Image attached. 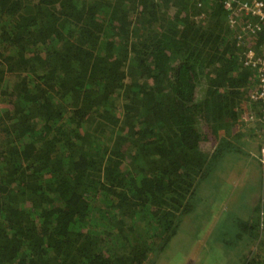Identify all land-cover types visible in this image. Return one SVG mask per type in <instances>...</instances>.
I'll return each instance as SVG.
<instances>
[{
    "label": "trees",
    "instance_id": "1",
    "mask_svg": "<svg viewBox=\"0 0 264 264\" xmlns=\"http://www.w3.org/2000/svg\"><path fill=\"white\" fill-rule=\"evenodd\" d=\"M223 2L0 0V264H155L198 192L241 210L218 258L264 264V30Z\"/></svg>",
    "mask_w": 264,
    "mask_h": 264
},
{
    "label": "rangeland",
    "instance_id": "2",
    "mask_svg": "<svg viewBox=\"0 0 264 264\" xmlns=\"http://www.w3.org/2000/svg\"><path fill=\"white\" fill-rule=\"evenodd\" d=\"M260 112H262L261 109H259V111L256 109H250L246 116V121H257V123L262 121V124L260 123V125L255 127L261 136L258 134H253L258 138L256 143H253L250 146V148H252L253 154L257 152L256 148L264 141V114L262 115ZM248 127L250 126H245L243 130L247 131ZM261 145L263 146L264 143ZM260 155L261 157H259V162L264 164V148L260 151ZM255 157H257V155ZM232 160L234 161L235 158H232ZM255 170L257 171V169L254 167L249 169V172L247 171V174L244 175V180H246L251 172H256ZM251 175L252 176H249L251 179L256 177V173H252ZM235 182H233V185H240ZM225 187L232 190L233 188L236 189V187ZM257 187V185H247L240 189V194L243 195V197L241 196L242 198L240 200L243 202L245 200L247 203H258L262 195L260 191H258ZM204 192L206 191L204 190ZM198 195H202V197L200 198ZM204 196L205 194L203 195V193L198 192L192 199L193 202L190 203L193 207L191 212L192 216L189 215V219L183 218L181 220L178 232L166 247L167 256H163L164 253L160 257L159 255L155 256V253H149L150 262H154L155 264H225L218 258V255H222V248L220 249L219 245L222 241L221 239L223 234H225L227 231H230V237H233L234 230L236 229L235 219L238 216L237 212L241 213V210H239V208H231L228 205H224L222 203L212 205L213 197L212 199L207 200L204 198ZM202 206L206 207L207 209H202ZM242 210H248V208L246 206H242ZM237 219H240V217ZM223 220L231 221L228 230H225ZM211 222H214V224H217L218 222L219 223L214 229H212L214 225ZM207 231L209 232L205 234Z\"/></svg>",
    "mask_w": 264,
    "mask_h": 264
},
{
    "label": "built area",
    "instance_id": "3",
    "mask_svg": "<svg viewBox=\"0 0 264 264\" xmlns=\"http://www.w3.org/2000/svg\"><path fill=\"white\" fill-rule=\"evenodd\" d=\"M210 2L212 0H204ZM223 9L227 13V23L232 31L240 35H255L257 32L264 30V0H252L250 2H235L225 0ZM240 26V31L236 28ZM239 39L242 37L239 36ZM246 58L249 59L253 67L258 68L259 89L255 100H259L264 105V59L257 57L253 53H248Z\"/></svg>",
    "mask_w": 264,
    "mask_h": 264
},
{
    "label": "crops",
    "instance_id": "4",
    "mask_svg": "<svg viewBox=\"0 0 264 264\" xmlns=\"http://www.w3.org/2000/svg\"><path fill=\"white\" fill-rule=\"evenodd\" d=\"M232 31V30H231ZM233 33L235 32V31H232Z\"/></svg>",
    "mask_w": 264,
    "mask_h": 264
}]
</instances>
